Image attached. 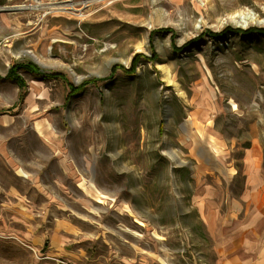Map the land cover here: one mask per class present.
<instances>
[{"label":"rangeland","instance_id":"1","mask_svg":"<svg viewBox=\"0 0 264 264\" xmlns=\"http://www.w3.org/2000/svg\"><path fill=\"white\" fill-rule=\"evenodd\" d=\"M10 5L0 264H216L206 185L232 200L251 159L264 174V0ZM12 63L39 72L19 90Z\"/></svg>","mask_w":264,"mask_h":264},{"label":"crops","instance_id":"2","mask_svg":"<svg viewBox=\"0 0 264 264\" xmlns=\"http://www.w3.org/2000/svg\"><path fill=\"white\" fill-rule=\"evenodd\" d=\"M12 1L0 0V6L13 7L10 5ZM10 13L12 10H0V20L10 24L9 19L3 18ZM13 36L0 33V45L5 50L12 47ZM6 67L8 70L9 65ZM0 95L6 101L10 98L7 94ZM256 161L251 159L243 166L242 187L232 200L224 199V193L216 185H206L210 193L209 197H205L201 223L214 241L216 264H264V174ZM223 201H227L228 205L222 207Z\"/></svg>","mask_w":264,"mask_h":264},{"label":"bare ground","instance_id":"3","mask_svg":"<svg viewBox=\"0 0 264 264\" xmlns=\"http://www.w3.org/2000/svg\"><path fill=\"white\" fill-rule=\"evenodd\" d=\"M39 5H40V3L37 1L35 6L19 5L18 9H36ZM58 9H61V8H58ZM46 51H47V47H43V52H46ZM210 99L215 100V94L214 93H210ZM36 129L39 132L43 131V130H41V128L38 125H36ZM42 140L44 141V136H42ZM47 144H48V146L51 147L52 151H54L58 148V144H55L51 140L47 141ZM219 161L222 163L223 157L220 156ZM58 165H59L60 169L64 173L69 174L71 178L76 177V171L73 168L72 164L67 161L65 155L58 156Z\"/></svg>","mask_w":264,"mask_h":264},{"label":"trees","instance_id":"4","mask_svg":"<svg viewBox=\"0 0 264 264\" xmlns=\"http://www.w3.org/2000/svg\"><path fill=\"white\" fill-rule=\"evenodd\" d=\"M223 32H225V31H223ZM223 32L221 34H223ZM257 32H259V31H257ZM227 33L228 34H238L241 36H245L246 34H249L248 31H240V30H236V31H234V33L232 31H227ZM18 70H21L23 72L29 71V73L39 72L38 68L31 63H26V64L25 63H12L10 65V67L8 68L6 78L13 80L14 83L17 85L19 90L22 89L23 80H22L21 75L19 74Z\"/></svg>","mask_w":264,"mask_h":264}]
</instances>
